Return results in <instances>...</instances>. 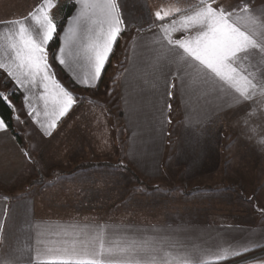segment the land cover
Returning <instances> with one entry per match:
<instances>
[{"label": "crops", "instance_id": "obj_1", "mask_svg": "<svg viewBox=\"0 0 264 264\" xmlns=\"http://www.w3.org/2000/svg\"><path fill=\"white\" fill-rule=\"evenodd\" d=\"M173 2L174 0H123L126 15L135 21L136 27H142L143 32L138 34L136 27H130L121 34L117 50H113V57H109V67L104 69L97 87L112 80L117 67H121L115 80L119 123L113 120L116 117L114 109L106 111L100 119L104 108L94 99H88L89 94L97 88L85 89L74 79V73L82 76L86 69L74 64L73 71H69L57 63L54 68L56 79L80 100L67 116L61 118L52 135L46 136L41 127L48 119L43 115L44 102L39 98L42 88L31 91L28 90L30 85L20 88L0 69V73L20 93V99L14 105L16 111L13 110V123L15 134L21 139V142L18 141L9 130L0 132V167L3 172L0 174V187L26 188L31 184L36 185L35 180L39 178L64 180L62 185L65 189L64 196H59L58 205L51 204L50 208L40 210L35 205V196L26 200L29 203L25 208L10 211V219L5 223L6 231L2 234V225L6 219H3L4 214L0 215V241L5 247L2 261L6 258H18V264H41L45 257L57 254L55 249L68 246L62 242L67 240L70 243L72 237L64 236L62 229L73 224L80 227L99 224L110 229H127L129 235L135 233L138 237L169 236L184 246L169 249L173 255L183 254L193 245H198L204 250V258L208 260H213L214 254L224 248L231 251L247 247L249 251L242 252L240 256L264 249V227H260L257 221H248L252 218V211L242 204L243 195L238 197V194L226 191L246 185L256 187L264 184H258L256 180L264 174V146L257 143L258 138H264V104H257L256 114L245 125L235 109L220 110L223 100L217 99L214 94L207 97L205 102L197 100L196 95L191 92L182 95L180 91L173 89L174 98L170 101L167 99V69L154 73L149 65L155 53L145 45L152 40V33L148 30V12H154L158 7ZM237 2L238 0H222L225 5L234 6ZM145 3L149 6L148 10L142 7ZM75 14L74 9L70 17ZM12 18L19 17L5 19ZM68 24L69 20L60 33L57 50L62 46L61 37ZM4 27L0 26V33H3ZM178 35L180 33H174V36ZM168 79L171 82V78ZM67 83L70 84L69 87ZM177 87L179 88L178 82ZM255 99L260 101L262 98L257 96ZM166 102L172 104V111L167 113L164 109L165 114L170 115L176 127L180 125V136L187 138L184 144L186 143L187 150L191 148L194 153L187 162L173 163L178 171L177 180H181L186 189H189V185L190 191L165 196L176 198L171 200L184 205L178 212V217L184 221L159 226L150 221V218L157 219L156 216L165 214L167 208H153L152 205L153 209H143L140 205H134L131 197L124 196V193V197H119L122 199L121 203L116 205L114 190L119 186L115 187V181H110L114 178L110 174L125 176L121 168H128L138 178L136 183L141 182L140 186L135 185V189L143 191L145 196L153 192L149 188L165 186L171 175L167 170H170L172 163L166 161V157L173 135L172 123H160L161 109ZM29 105L40 113L39 117L35 113L28 115ZM215 123L219 124V130H211ZM116 124H119V128ZM253 127L259 132V137L250 131ZM105 137L109 140V145L101 144ZM193 137L208 140H204L203 145H195L190 143V138ZM174 143L178 150L179 140L176 139ZM23 150L30 153L31 159L24 155ZM125 177L129 179V176ZM67 180L70 186H74L73 193L64 187L68 185ZM121 185L126 187L130 184ZM142 187L148 189L143 190ZM203 191L207 192L202 193ZM8 193L0 190V195L18 194L16 191ZM150 196L157 197L155 192ZM50 201L54 203V197ZM0 210L4 211L2 208ZM44 211L48 213L43 215ZM263 212L264 210L260 214ZM115 218L121 221H113ZM91 219L95 221L90 222ZM238 257H230L219 264Z\"/></svg>", "mask_w": 264, "mask_h": 264}, {"label": "snow or ice", "instance_id": "obj_2", "mask_svg": "<svg viewBox=\"0 0 264 264\" xmlns=\"http://www.w3.org/2000/svg\"><path fill=\"white\" fill-rule=\"evenodd\" d=\"M72 2L76 14L69 18L58 50L49 47L57 37L53 13L57 0H40L27 15L0 20V26H5L0 33V69L20 88H42L39 98L48 119L41 127L46 136L52 135L61 118L80 100L56 79L55 65L69 71H73L74 64L86 69L82 76L74 73V79L85 89H95L121 34L136 27L125 13L123 0ZM142 7L149 8L147 3ZM148 20L152 40L145 46L155 53L149 66L154 73L167 69V99L174 98L173 89L182 95L191 92L205 102L214 94L223 100L220 110L235 109L247 125L256 114L257 104H264V0H238L234 6L222 0H174L149 11ZM136 30L138 34L143 32L142 27ZM257 96L262 99L257 101ZM0 99L16 111L9 94L0 92ZM29 108V116L35 113L39 117L35 108ZM164 109L171 113L172 104L166 102L161 109V125L172 123ZM106 111L102 110L100 119ZM8 129L9 125L0 119V132ZM250 131L259 137L255 127ZM257 143L264 146V138H258ZM101 144L109 145V140L105 137ZM23 151L31 159L30 153ZM62 233L71 236V242L64 240L62 244L68 246L55 249L57 254L45 257L41 264H219L249 251L247 247L231 251L224 248L208 260L198 245L173 255L169 249L184 246L169 236L138 237L135 233L129 235L127 229L99 224H73L63 228ZM0 264H18V258H6Z\"/></svg>", "mask_w": 264, "mask_h": 264}, {"label": "rangeland", "instance_id": "obj_3", "mask_svg": "<svg viewBox=\"0 0 264 264\" xmlns=\"http://www.w3.org/2000/svg\"><path fill=\"white\" fill-rule=\"evenodd\" d=\"M194 1L195 0H190ZM72 0H57V8L54 11V16H55V20L56 21H61V14H60V6L61 5H65L67 3H71ZM38 3H40V0H0V19H5V18H10V17H21V16H25L27 15L28 12H30ZM127 36H131L126 34ZM121 66V65H120ZM121 67H117V70H115L114 73V78H110L112 80L105 82L104 84H102V86H100L99 88H97L96 90H94V92H92L91 94H89L88 99H94L95 102L98 103L99 106L103 107L104 109H106L108 112H110L112 109L115 110V119L114 122L119 121V116H118V100H117V82L115 80H117L118 78V73L120 72ZM67 86L69 87L70 84L67 83ZM14 87L12 86V84L10 83V81L0 73V92H5L7 94H9V98L11 100L12 105H15V101L13 96H11V94L14 92ZM93 101V100H92ZM176 115L173 116V118L176 120L175 118ZM174 121V120H173ZM119 123V122H117ZM216 125L213 126V128H211V130H219V124L215 123ZM16 127L17 124L15 123ZM119 125V124H118ZM118 125L116 124V127H118ZM18 128V127H17ZM182 128L180 127V125L178 124L177 127L174 123H172V137L170 138V147L168 148V157H166V161H170L172 164L170 166V170H167V172H171L170 176L168 177V181L164 184V187H159L156 188H149L148 187H142V189H152L153 192L156 193L157 197H151V194H147V196H145L143 193V191H138L135 189V185L139 186L141 185L140 183H136L138 182V178L136 176H134L135 174L130 171L128 168L122 166L123 168H121L123 171V173L125 174V176H129V179L126 178L125 176H123L122 174H118V173H114V174H110V176H114V178H112L110 181H115V200H116V205H118V203L122 201V197L126 196H130L131 197V202H133L134 205H140L143 209L147 208V209H153L156 208V206H158V208H167V211L165 214H162L160 216H156L157 219H153L150 218V221H154L156 223L159 224V226L161 225H170V224H174V223H179L181 221H184V219H180L178 212L181 211L179 208H183L184 205H180L177 203V201H173L171 199H176V198H166V194H176V195H181V194H186L188 192V190L190 191V186L188 185L189 189H186V186L181 183V180H177V177H179L178 175V171L177 169L174 168V164L173 163H183V162H187V160H189V158L193 157L191 156L194 153V150H192L190 148V150H187L186 148V143L184 144V142L186 141L187 138H182L181 132H179ZM180 133V134H179ZM178 137V138H177ZM176 139L179 140V144L177 146H179L178 150L176 149L175 146V141ZM217 141V138H215ZM204 140H208L207 138L205 139H201V138H197V137H193L190 138V143L195 144V145H203V141ZM175 146V147H174ZM189 149V148H188ZM178 151V152H177ZM173 165V168H172ZM121 170V172H122ZM2 169L0 167V174H2ZM251 173L249 172L248 176H250ZM247 176V175H246ZM137 179V180H136ZM182 179V178H181ZM259 179H263L262 181ZM258 184L261 182H264V174L262 176H260L258 179H256ZM64 182V180H56V179H36L35 180V184L33 186V184L28 185L26 188L24 186H16V187H0V190H2L4 193L7 191L8 194H11L10 192H15L18 193L17 195H0V208H2L4 211L1 212L0 210V215L4 214V218L6 219L3 222L2 225V229H1V234L2 232L6 231V225L5 223L8 221L9 215L11 214L10 211H12L13 209H23L25 208L29 202H26V200L29 199H33L35 196L37 197V200L35 201V205L40 208V210H45L47 208H50L51 204H57L58 205V199L60 194H62V197L64 196L63 193H65V191L63 192V190H65L63 188L62 183ZM66 182V181H65ZM169 182V183H168ZM256 182V183H257ZM73 183V182H72ZM121 183L123 184H130L126 187H121ZM168 183V184H167ZM67 184L68 185H64V187L66 189H70V192L73 193L74 192V186H70L69 184V180H67ZM168 185H172L171 187H168ZM68 186L70 188H68ZM119 188V189H118ZM23 189L25 190L23 192ZM118 189V190H117ZM164 189V190H163ZM129 190V191H127ZM156 190V191H155ZM227 192H232V193H236L238 194V197H244V201L242 202V204L245 206H247L252 212V218L248 219L249 222L251 223H256L259 222L260 227H264V212L262 214H260V212L262 210H264V184L263 185H257L255 186H250V185H246L244 187H239V188H232V189H226ZM207 192V191H206ZM205 191H203L202 193H206ZM124 193V196H123ZM150 197H149V196ZM246 195H248V197H245ZM257 195V196H255ZM138 196L140 198H138ZM39 197V198H38ZM52 197H54L55 202L52 203L50 200L52 199ZM120 197V198H119ZM245 198H247L248 200H246ZM256 198V199H254ZM152 199V200H151ZM22 200V201H21ZM57 200V201H56ZM92 203V202H91ZM101 204V203H100ZM241 204V203H239ZM153 205V208L151 207ZM180 205V206H178ZM91 206V205H90ZM174 208V209H172ZM48 213V211H44L43 215H46ZM91 214V213H90ZM146 215V214H145ZM52 216H54V213L52 214ZM149 216H151V214L149 213ZM255 216V217H254ZM142 217V216H141ZM2 220V218L0 219ZM84 220V219H83ZM88 220V219H87ZM110 220V219H107ZM138 220H142V219H136V221ZM156 220V221H155ZM91 221H95V219H91L89 220ZM113 221H121V219H114ZM135 221V222H136ZM157 224V225H158ZM0 261H2V255L4 252V245L2 243V241H0ZM262 254L257 255L258 257H262L264 256V249H261ZM255 257V256H254ZM254 264H264V258H261L260 260L256 261Z\"/></svg>", "mask_w": 264, "mask_h": 264}, {"label": "trees", "instance_id": "obj_4", "mask_svg": "<svg viewBox=\"0 0 264 264\" xmlns=\"http://www.w3.org/2000/svg\"><path fill=\"white\" fill-rule=\"evenodd\" d=\"M75 9V5L73 2L71 3H67L65 5H61L60 6V14H61V21H56L57 26H58V31H57V37L50 43L49 47L51 49H56L59 46V41H60V33L62 31V29L64 28L66 22L69 20L70 16L72 15L73 11ZM159 23V22H157ZM119 41V40H118ZM118 47V42L117 45L114 49L117 50ZM113 57V55H112ZM112 57L110 58V61L112 59ZM109 67V63L106 66L105 70H107V68ZM14 92L12 93L14 101L18 102L20 99V93L19 91L14 88ZM0 119L4 120L8 125H9V131L16 136V138L18 139V141L21 142V139L15 134L14 131V112H13V108L9 106L8 102L0 99ZM262 254L261 249L259 250H254L251 251L249 253H246L236 259L221 263V264H254L256 261L260 260L261 258H264V256H260L258 257L257 255ZM255 256V257H254Z\"/></svg>", "mask_w": 264, "mask_h": 264}]
</instances>
